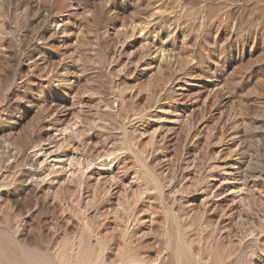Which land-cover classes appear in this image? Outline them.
I'll use <instances>...</instances> for the list:
<instances>
[{"label":"rangeland","instance_id":"obj_1","mask_svg":"<svg viewBox=\"0 0 264 264\" xmlns=\"http://www.w3.org/2000/svg\"><path fill=\"white\" fill-rule=\"evenodd\" d=\"M128 260L264 264V0H0V264Z\"/></svg>","mask_w":264,"mask_h":264},{"label":"bare ground","instance_id":"obj_2","mask_svg":"<svg viewBox=\"0 0 264 264\" xmlns=\"http://www.w3.org/2000/svg\"><path fill=\"white\" fill-rule=\"evenodd\" d=\"M67 129H68V128H67ZM63 131H65V130H63ZM60 138H62V137H60ZM63 138H64V137H63ZM66 139H68V138L66 137ZM58 140H59V137H58ZM59 141H60V140H59ZM61 141H65V140H62V139H61ZM68 141H69V140H68ZM56 142H57V141H56ZM58 143H59V142H58ZM53 148L55 149V147H53ZM54 149H52V150H54ZM39 150H40V149H39ZM42 150H43V149H42ZM74 152H75V151H74ZM76 152H78V151H76ZM41 153H42V152H41ZM48 153H49V152H48ZM49 154H50V153H49ZM53 154H54V153H53ZM55 154H56V153H55ZM84 155H85V154H84ZM58 157H59V156H58ZM80 157H81V156H80ZM78 158H79V157H78ZM59 160H60V159H59ZM82 161H83V160H82ZM85 161H86V160H85ZM88 161H89V160H88ZM78 162H79V161H78ZM70 163H71V162H70ZM88 164H89V163H88ZM70 167H71V166H70ZM63 169H64V168H63ZM60 170H61V169H60ZM119 172H120V171H119ZM104 176H105V175H104ZM115 176H116V178H118L117 175H115ZM102 177H103V176H102ZM105 177H106V176H105ZM105 177H104V178H105ZM110 177H112V176H110ZM107 178H109V177H106V179H107ZM116 178H115V179H116ZM109 179H110V178H109ZM115 179H114V180L112 179V181H115ZM117 180H119V179H117ZM117 180H116V181H117ZM132 182H133V181H132ZM112 183H113V182H112ZM132 184H133V183H129L128 186H125V184H124V186H125V187H129L128 189H131V188H132ZM123 188H124V187H123ZM132 189H133V188H132ZM132 189H131V190H132ZM141 189H142V188H141ZM129 191H130V190H129ZM131 192H132V191H131ZM134 193H136V192H134ZM144 193H145V192H144ZM144 193H143V194H144ZM139 194H140V193H139ZM134 221H135V220H134ZM127 223H128V222H127ZM120 228H121V227H120ZM129 259H130V258H129ZM131 259H132V258H131ZM135 260H136V259H135ZM126 262H127V263H126ZM126 262H125L126 264H134L132 260H128V261H126ZM135 262H136V261H135ZM141 262H142V261H140V264H141ZM125 263H124V264H125ZM137 263H139L138 260H137L136 264H137ZM142 264H144V263H142ZM145 264H146V263H145Z\"/></svg>","mask_w":264,"mask_h":264}]
</instances>
